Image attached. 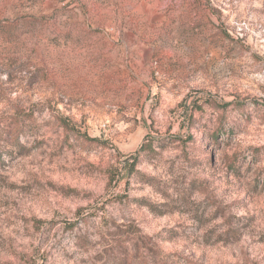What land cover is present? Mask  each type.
I'll list each match as a JSON object with an SVG mask.
<instances>
[{"label": "rangeland", "instance_id": "rangeland-1", "mask_svg": "<svg viewBox=\"0 0 264 264\" xmlns=\"http://www.w3.org/2000/svg\"><path fill=\"white\" fill-rule=\"evenodd\" d=\"M25 114L0 264H264V0H0Z\"/></svg>", "mask_w": 264, "mask_h": 264}, {"label": "trees", "instance_id": "trees-1", "mask_svg": "<svg viewBox=\"0 0 264 264\" xmlns=\"http://www.w3.org/2000/svg\"><path fill=\"white\" fill-rule=\"evenodd\" d=\"M19 116L20 115H16L13 118V123H11L10 125H7V124L5 125V124L0 123V145H3V147H4L3 148L4 150H1V146H0V159H1L2 153H4V152L9 153L6 150L9 147L17 148L19 150L25 147L23 142H21L22 140L20 139L27 132L26 127L24 126V123L26 121H28L29 123L32 124L35 122V120H33V118H31L32 117L31 115L25 114L23 116V119H21V117H19ZM25 117H27V118L24 119ZM23 120H25V121H23ZM1 143H4V144H1ZM154 151L155 150H153L152 141H145V143H143L140 150L138 151V155L133 157L134 162L130 163L127 160L125 162L126 164L124 165L123 170L127 171V173H128L131 169L135 168L136 164L139 162L140 158L142 157V154L151 157ZM149 179H148V181H149ZM110 183H112V178H110ZM77 240L79 242H81V237L77 238ZM127 261H128V258L127 259L126 258L121 259V262H123V264H126ZM142 264H167V263L161 261L159 258V255H158V257L157 256H156V258L154 257L152 261L145 260L142 262Z\"/></svg>", "mask_w": 264, "mask_h": 264}]
</instances>
